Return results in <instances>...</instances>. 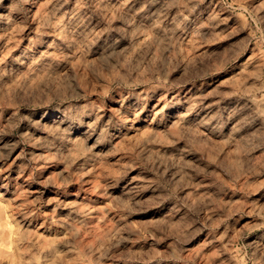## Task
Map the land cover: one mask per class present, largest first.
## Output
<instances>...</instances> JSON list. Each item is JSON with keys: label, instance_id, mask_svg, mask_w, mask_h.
Returning a JSON list of instances; mask_svg holds the SVG:
<instances>
[{"label": "rangeland", "instance_id": "rangeland-1", "mask_svg": "<svg viewBox=\"0 0 264 264\" xmlns=\"http://www.w3.org/2000/svg\"><path fill=\"white\" fill-rule=\"evenodd\" d=\"M0 264H264V0H0Z\"/></svg>", "mask_w": 264, "mask_h": 264}]
</instances>
